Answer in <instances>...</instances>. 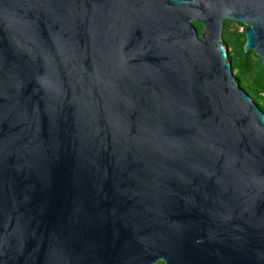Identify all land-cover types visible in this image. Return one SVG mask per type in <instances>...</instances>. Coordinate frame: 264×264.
Returning a JSON list of instances; mask_svg holds the SVG:
<instances>
[{"label":"water","instance_id":"obj_1","mask_svg":"<svg viewBox=\"0 0 264 264\" xmlns=\"http://www.w3.org/2000/svg\"><path fill=\"white\" fill-rule=\"evenodd\" d=\"M226 18L264 66V0H0V264H264Z\"/></svg>","mask_w":264,"mask_h":264},{"label":"trees","instance_id":"obj_2","mask_svg":"<svg viewBox=\"0 0 264 264\" xmlns=\"http://www.w3.org/2000/svg\"><path fill=\"white\" fill-rule=\"evenodd\" d=\"M193 24L200 34L203 25L196 21ZM233 24L236 27L230 29ZM238 25L243 23L224 19L221 43L226 48L227 60L231 63L235 83L250 95L264 113V66L252 50L244 51L245 36L238 29ZM155 264H164V262L158 261Z\"/></svg>","mask_w":264,"mask_h":264},{"label":"rangeland","instance_id":"obj_3","mask_svg":"<svg viewBox=\"0 0 264 264\" xmlns=\"http://www.w3.org/2000/svg\"><path fill=\"white\" fill-rule=\"evenodd\" d=\"M235 27H236V25L233 24V25L230 27V29H234ZM237 27H238L239 30H241L242 27H243V25H238Z\"/></svg>","mask_w":264,"mask_h":264}]
</instances>
